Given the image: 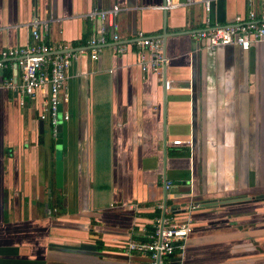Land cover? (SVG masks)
Instances as JSON below:
<instances>
[{"label":"crops","instance_id":"crops-1","mask_svg":"<svg viewBox=\"0 0 264 264\" xmlns=\"http://www.w3.org/2000/svg\"><path fill=\"white\" fill-rule=\"evenodd\" d=\"M192 1L0 0V53L31 42L36 16L50 20L51 47L83 52L69 70L60 147L40 118L46 92L22 105L7 86L21 84L18 66L0 72V264H153L127 247L146 242L164 213L193 221L173 264H264V44L196 41L249 5L210 0L207 11V0ZM116 4L118 44L129 49L110 42L92 60L101 22L87 15ZM254 10L264 16V4ZM141 31L164 40L159 73L144 71L131 45Z\"/></svg>","mask_w":264,"mask_h":264},{"label":"built area","instance_id":"built-area-1","mask_svg":"<svg viewBox=\"0 0 264 264\" xmlns=\"http://www.w3.org/2000/svg\"><path fill=\"white\" fill-rule=\"evenodd\" d=\"M192 0H190L191 3ZM249 5L248 15L237 17L233 25L215 26L201 29L192 33L196 41H203L210 49L221 46L236 45L243 50H249L252 45L264 44V16L258 17L255 5L264 0H247ZM168 6L172 0H167ZM193 2V1H192ZM207 11L211 9V1H205ZM124 10L121 4L114 5L108 10L94 9L88 13L91 20L99 19L101 25L96 34L88 41L90 57L98 60L105 45L114 44L117 53H125L129 49V43L118 44L121 37L117 32V18ZM114 29L109 36L107 26ZM31 32V42L25 47L10 48L0 53V72L6 69L9 62H15L21 72V84L7 86L14 88L23 96L22 105L31 102L39 91L44 93V106L40 118L47 121L50 133L54 140L57 139L58 127L63 121H68L70 114L62 110L63 103L68 101L66 92L69 79V70L83 52L79 49L63 47L61 50L51 47L46 41L50 30V20L38 16L34 17L27 25ZM131 45L137 46L140 51V65L144 71L159 73L167 63L164 50V40L160 37H152L144 32H138L131 41ZM167 90L172 88V82L166 81ZM174 144L181 145L182 141ZM193 205L192 208H199ZM193 231V221L190 218L178 220L174 216L156 217L154 230L148 235L146 242L131 241L127 250L131 253L148 255L153 264H173L171 257L174 255L177 245L183 244Z\"/></svg>","mask_w":264,"mask_h":264},{"label":"water","instance_id":"water-1","mask_svg":"<svg viewBox=\"0 0 264 264\" xmlns=\"http://www.w3.org/2000/svg\"><path fill=\"white\" fill-rule=\"evenodd\" d=\"M41 125H44V122L41 123ZM58 131H59V134H58V137H57V144L58 146H62L64 144L63 142V137L65 135V131H66V122L62 121L61 124L59 125L58 127ZM62 138V140H61ZM56 158H57V163H56V173H57V176H56V179H57V186H61L62 184V181H63V177H62V173H63V162H62V152L60 151H57L56 152ZM261 198H264V196H260L258 197L257 199L260 200ZM222 205L224 204H229L228 202H220ZM214 204H219V203H208V202H205L203 207H212L211 205H214ZM163 217H165V213L163 214Z\"/></svg>","mask_w":264,"mask_h":264}]
</instances>
